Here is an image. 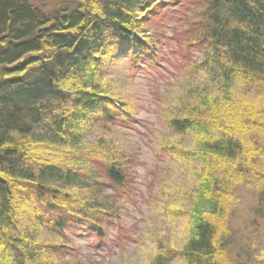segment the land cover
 I'll list each match as a JSON object with an SVG mask.
<instances>
[{
	"label": "trees",
	"instance_id": "obj_1",
	"mask_svg": "<svg viewBox=\"0 0 264 264\" xmlns=\"http://www.w3.org/2000/svg\"><path fill=\"white\" fill-rule=\"evenodd\" d=\"M180 1L171 0L175 8ZM155 2L0 0V264H55L66 247L41 246L40 231L62 235L88 225L101 236L102 221L87 219L105 213L104 202L93 200L101 193L92 189L103 186L101 172L121 184L123 170L109 145L84 148L87 133L79 125L129 118L100 85L104 60L127 57L136 65L147 51L154 61L147 25L159 8ZM197 2L202 10L190 38L210 52L208 79H216L220 98L209 102L206 86L191 90L193 107L170 121L173 133L191 137L185 149L174 146L178 168L203 163L192 199L200 208L189 212L182 247L158 246L152 264L178 258L185 264H264V241L257 244L264 228V0ZM108 104L116 112L99 114ZM245 187L254 188L255 207L245 219L254 230L251 240L234 243L237 192Z\"/></svg>",
	"mask_w": 264,
	"mask_h": 264
},
{
	"label": "rangeland",
	"instance_id": "obj_2",
	"mask_svg": "<svg viewBox=\"0 0 264 264\" xmlns=\"http://www.w3.org/2000/svg\"><path fill=\"white\" fill-rule=\"evenodd\" d=\"M180 2L177 8L171 0L155 2L159 8L147 25L153 36L152 49L157 51L153 62L145 54L147 51L144 58L139 55L142 58L136 65H131L127 57L104 60L105 72L100 85L111 94L113 102H121L129 118L124 122L119 120L120 123L115 116L112 122H95L87 116L90 119L79 126L87 133L83 142L85 149L91 151L103 143L110 146L115 165L123 170V181L115 184L101 172L98 180L103 186L92 189L101 193L93 200L99 204L100 198L104 202L105 213L87 214V219L99 224L102 221L101 236L88 225L68 228L62 235L53 232L55 236L40 231L36 239L41 246L58 243L66 247L62 258H54L55 264H152L158 246L180 248L189 237L192 222L189 212L200 208L196 204L198 208H194L192 200L199 181L197 173L204 166L197 162L191 163L188 169L178 168L174 146L185 149L191 137L173 133L169 124L179 114L185 117L184 111L193 107L194 101H189L191 90L198 93L204 86L209 87V102L216 101L220 94L216 79L210 82L208 79L210 52L195 38H190L202 7L197 0ZM107 107L110 111H97L99 114L116 112L109 104ZM70 160L68 163L79 162L78 158ZM97 160L95 156H87L88 162ZM246 187L237 192L241 205L238 220L232 226L234 243L251 240L254 230L249 226L251 221H245L255 207L254 188ZM36 207L43 213L44 207ZM82 209L85 211L87 207ZM258 232L257 244L264 241V228ZM231 249L230 259L234 258L237 246ZM170 264L185 262L178 258L170 260Z\"/></svg>",
	"mask_w": 264,
	"mask_h": 264
}]
</instances>
